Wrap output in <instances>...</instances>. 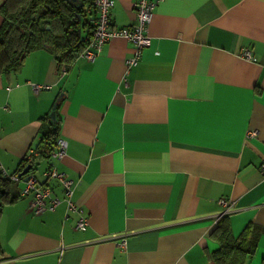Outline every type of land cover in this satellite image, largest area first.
Wrapping results in <instances>:
<instances>
[{
    "label": "crops",
    "instance_id": "obj_1",
    "mask_svg": "<svg viewBox=\"0 0 264 264\" xmlns=\"http://www.w3.org/2000/svg\"><path fill=\"white\" fill-rule=\"evenodd\" d=\"M138 1L114 0V28L136 24ZM149 1L137 65L117 36L94 59L38 50L0 75V162L10 175L32 166L3 206L0 264H216L220 224L257 234L244 264H264V0ZM30 175L60 199L54 211H31Z\"/></svg>",
    "mask_w": 264,
    "mask_h": 264
},
{
    "label": "trees",
    "instance_id": "obj_2",
    "mask_svg": "<svg viewBox=\"0 0 264 264\" xmlns=\"http://www.w3.org/2000/svg\"><path fill=\"white\" fill-rule=\"evenodd\" d=\"M0 13V75L19 72L26 57L38 50L69 66L92 44L98 17L93 0H4ZM58 130L52 123L44 134L48 145L56 142ZM12 185L0 175V217L5 203L15 201L9 197ZM214 234L220 241L216 264H244L256 253L259 237L253 231L235 239L227 225L220 224Z\"/></svg>",
    "mask_w": 264,
    "mask_h": 264
},
{
    "label": "built area",
    "instance_id": "obj_3",
    "mask_svg": "<svg viewBox=\"0 0 264 264\" xmlns=\"http://www.w3.org/2000/svg\"><path fill=\"white\" fill-rule=\"evenodd\" d=\"M97 9L98 17L95 21L94 39L92 44L81 53L80 57L89 59L96 58L103 46L112 41L117 36H124L135 43V56L128 61L129 68L137 65L141 59L143 49L151 46V38L148 34L149 24L152 19V11L156 5L155 2L149 0H139L135 5L137 22L131 28H124L118 30L112 26L111 12L114 7V0H93ZM246 58H251L249 53H246ZM42 86L35 85L36 90H40ZM253 134V133H252ZM58 153L57 157L62 158L65 154L66 143L64 140H58ZM34 155H32L30 162L33 161ZM0 175L3 178L10 179L13 182L21 181L20 175H10L0 162ZM48 178H57L64 183L66 188V198L69 197L68 206L69 209L79 214L77 222V228L80 230H86L89 226L88 218L84 215L83 209H79L72 201L73 187L70 181H66L64 175L60 173L56 167H52L45 173ZM22 196L32 195L31 211L37 214L44 213L46 211H54L60 204V199L54 197L49 187L42 185L34 175H30L26 180L25 187L21 191ZM220 204L230 209L228 200H221ZM125 244V243H122Z\"/></svg>",
    "mask_w": 264,
    "mask_h": 264
},
{
    "label": "water",
    "instance_id": "obj_4",
    "mask_svg": "<svg viewBox=\"0 0 264 264\" xmlns=\"http://www.w3.org/2000/svg\"><path fill=\"white\" fill-rule=\"evenodd\" d=\"M52 118H53V121L55 122V121H56V118H55V112L52 114ZM31 169H32V166H27V167L23 170V172L20 174V177L27 175V174L31 171Z\"/></svg>",
    "mask_w": 264,
    "mask_h": 264
},
{
    "label": "rangeland",
    "instance_id": "obj_5",
    "mask_svg": "<svg viewBox=\"0 0 264 264\" xmlns=\"http://www.w3.org/2000/svg\"><path fill=\"white\" fill-rule=\"evenodd\" d=\"M41 164H42L43 166H45V165H46V163H45V162H42Z\"/></svg>",
    "mask_w": 264,
    "mask_h": 264
}]
</instances>
